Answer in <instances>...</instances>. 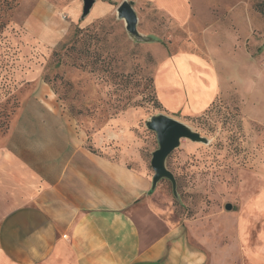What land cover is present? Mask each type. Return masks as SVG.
Returning a JSON list of instances; mask_svg holds the SVG:
<instances>
[{
  "label": "rangeland",
  "instance_id": "1",
  "mask_svg": "<svg viewBox=\"0 0 264 264\" xmlns=\"http://www.w3.org/2000/svg\"><path fill=\"white\" fill-rule=\"evenodd\" d=\"M94 1L83 17V0H0V134L19 105L2 98L5 65L20 58L39 66L76 125L107 140L105 155L149 177L158 144L146 124L171 116L205 142L180 140L165 161L175 189L163 178L149 199L164 219L182 224L203 264H264V0ZM123 1L133 3L139 37L117 16ZM41 4L50 30L60 34L45 48L24 29ZM178 52L215 62L221 93L208 112L171 114L157 100L159 64Z\"/></svg>",
  "mask_w": 264,
  "mask_h": 264
},
{
  "label": "crops",
  "instance_id": "2",
  "mask_svg": "<svg viewBox=\"0 0 264 264\" xmlns=\"http://www.w3.org/2000/svg\"><path fill=\"white\" fill-rule=\"evenodd\" d=\"M41 8L24 29L45 48L60 34ZM5 66L2 98L19 105L0 134V264L204 263L182 224L164 219L149 199L152 177L105 155L107 140L67 116L34 61ZM162 80L170 85L161 88ZM153 82L171 114L199 115L221 93L215 62L191 52L165 56Z\"/></svg>",
  "mask_w": 264,
  "mask_h": 264
},
{
  "label": "water",
  "instance_id": "3",
  "mask_svg": "<svg viewBox=\"0 0 264 264\" xmlns=\"http://www.w3.org/2000/svg\"><path fill=\"white\" fill-rule=\"evenodd\" d=\"M94 2V0H83V17L88 15ZM116 13L118 18L124 21L126 32L132 36L139 37L136 30L137 16L133 9V3L121 2L116 8ZM146 126L155 133L158 144V148L152 153L150 160V166L153 170L152 190L163 178L169 180L175 189L173 175L165 168L166 159L179 146L181 139H189L193 142H205V140L184 123L164 114L152 117ZM225 208L229 210L231 206L226 204Z\"/></svg>",
  "mask_w": 264,
  "mask_h": 264
},
{
  "label": "trees",
  "instance_id": "4",
  "mask_svg": "<svg viewBox=\"0 0 264 264\" xmlns=\"http://www.w3.org/2000/svg\"><path fill=\"white\" fill-rule=\"evenodd\" d=\"M261 12H262V14L264 15V8H263V10H262ZM0 68H1V66H0ZM3 81L6 82V81H5V78H4ZM157 100H158V99H157ZM159 103H160V102H159ZM214 103H215V101L209 106V108H208L207 110H205V112H208V111L214 106V105H213ZM160 105H161V104H160Z\"/></svg>",
  "mask_w": 264,
  "mask_h": 264
},
{
  "label": "built area",
  "instance_id": "5",
  "mask_svg": "<svg viewBox=\"0 0 264 264\" xmlns=\"http://www.w3.org/2000/svg\"><path fill=\"white\" fill-rule=\"evenodd\" d=\"M63 17H65V15Z\"/></svg>",
  "mask_w": 264,
  "mask_h": 264
}]
</instances>
